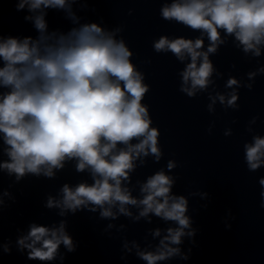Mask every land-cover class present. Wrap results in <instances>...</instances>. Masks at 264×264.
<instances>
[{"label": "clouds", "instance_id": "obj_1", "mask_svg": "<svg viewBox=\"0 0 264 264\" xmlns=\"http://www.w3.org/2000/svg\"><path fill=\"white\" fill-rule=\"evenodd\" d=\"M48 8L64 10L69 19L78 22L68 0H16V11L29 13L24 20L32 22L38 35L35 39L0 36V134L8 157L0 162V169L14 176L16 182L28 174L54 178V169L62 170L66 161L75 160L76 171L88 170L93 183H79L74 188L64 184L62 198L49 196L46 208L59 209L60 216L69 211L74 215L85 209H100L102 219H115L113 208H117L134 223L141 219L151 223L152 216L174 222L176 226L164 229L163 236L160 228L150 232L153 239L160 238L151 250L142 249L135 240L131 247L125 241L123 248L129 254L135 249L136 257L146 264L176 257L188 260L190 256L179 246L183 237H194L196 230L186 215L188 200L171 194L173 177L163 169L149 176L140 186L142 198L134 197L127 186H122L130 183L136 160L143 164L142 157L151 154L158 162L162 152L158 146L160 133L151 127L148 107L142 103L149 85L131 61L133 53L125 40L116 38L121 29L107 31L91 22L72 27L67 33L49 32L44 11ZM160 16L200 33L194 40L161 36L153 43L156 53L170 51L180 62L190 60L180 73V91L189 98L198 91H207L214 83L210 79L214 68L209 55L225 45L222 32L224 37H234V46L246 55L262 54L264 0H172L161 7ZM205 36L209 42L206 51L202 50ZM258 74L264 75V66L249 72L248 79L254 83ZM241 86L249 91L253 88L251 83L241 85L229 78L225 85L232 89L228 98L220 93L209 94L208 110L214 111L217 100L238 110L236 89ZM257 119L253 117L250 123ZM225 135H231V130ZM243 147L248 171L264 166V136L253 135L252 142ZM174 167L173 161L167 163L169 170ZM258 183L264 207V177ZM129 205L139 210L137 215ZM65 225V221L58 227L31 223L27 234L17 238L18 251L27 250L28 260L63 261L58 251L61 245L68 253L76 250ZM3 251L10 254L7 244Z\"/></svg>", "mask_w": 264, "mask_h": 264}]
</instances>
